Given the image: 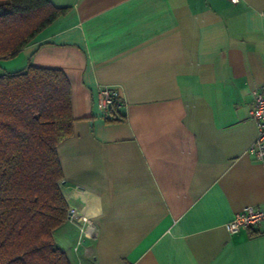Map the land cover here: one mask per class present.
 <instances>
[{
    "label": "crops",
    "instance_id": "1",
    "mask_svg": "<svg viewBox=\"0 0 264 264\" xmlns=\"http://www.w3.org/2000/svg\"><path fill=\"white\" fill-rule=\"evenodd\" d=\"M69 10L19 53L64 71L73 135L57 148L68 207L53 231L71 264H264V162L253 92H264V0H49ZM9 63V64H8ZM98 86L118 90L119 119L100 116Z\"/></svg>",
    "mask_w": 264,
    "mask_h": 264
},
{
    "label": "trees",
    "instance_id": "2",
    "mask_svg": "<svg viewBox=\"0 0 264 264\" xmlns=\"http://www.w3.org/2000/svg\"><path fill=\"white\" fill-rule=\"evenodd\" d=\"M49 0H0V61L65 14ZM116 105L111 120H117ZM118 115V116H117ZM63 70H0V264H71L53 231L67 219L58 146L73 135Z\"/></svg>",
    "mask_w": 264,
    "mask_h": 264
},
{
    "label": "built area",
    "instance_id": "3",
    "mask_svg": "<svg viewBox=\"0 0 264 264\" xmlns=\"http://www.w3.org/2000/svg\"><path fill=\"white\" fill-rule=\"evenodd\" d=\"M237 3L240 0H231ZM97 108L100 116L107 119L111 114L112 106L116 105L119 98L118 90L111 86H98ZM253 108L251 116L256 124L255 140L249 145L246 153L254 159L264 162V92H253ZM67 219L69 221H81L79 228V238L76 242L75 249L83 246L84 238H95L98 230L92 220L85 214H80L75 207H68ZM264 222V209L247 205L238 212L225 224L228 232L236 233L243 228H251Z\"/></svg>",
    "mask_w": 264,
    "mask_h": 264
},
{
    "label": "rangeland",
    "instance_id": "4",
    "mask_svg": "<svg viewBox=\"0 0 264 264\" xmlns=\"http://www.w3.org/2000/svg\"><path fill=\"white\" fill-rule=\"evenodd\" d=\"M21 56H22V55L18 54L17 56H15V57H13V58H11V59H7V60H14V61H12V62H18V61L20 60ZM4 61H5V60H4ZM8 64H9V63H8Z\"/></svg>",
    "mask_w": 264,
    "mask_h": 264
}]
</instances>
